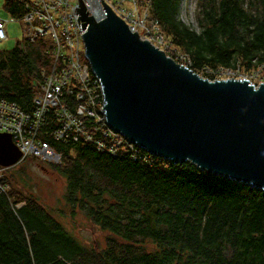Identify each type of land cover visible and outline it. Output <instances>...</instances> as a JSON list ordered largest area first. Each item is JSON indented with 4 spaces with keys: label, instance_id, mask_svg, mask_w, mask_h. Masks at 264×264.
<instances>
[{
    "label": "trees",
    "instance_id": "1",
    "mask_svg": "<svg viewBox=\"0 0 264 264\" xmlns=\"http://www.w3.org/2000/svg\"><path fill=\"white\" fill-rule=\"evenodd\" d=\"M179 2L150 0V11L188 68L264 66V0H196L197 30L177 18ZM4 8L18 16L23 4L4 0ZM47 46L46 39H23L0 51V98L33 110L51 61ZM55 127L48 114L39 136L60 155L54 167L66 180L64 198L107 233L105 245L80 243L33 193H17L16 179L3 174L9 191L0 193V264H264L261 190L190 162L150 153L134 160L127 151L54 141Z\"/></svg>",
    "mask_w": 264,
    "mask_h": 264
},
{
    "label": "water",
    "instance_id": "2",
    "mask_svg": "<svg viewBox=\"0 0 264 264\" xmlns=\"http://www.w3.org/2000/svg\"><path fill=\"white\" fill-rule=\"evenodd\" d=\"M104 17L75 9L84 57L103 94L106 124L146 152L190 162L264 194V82L210 80L131 32L101 0ZM21 153L0 133V166Z\"/></svg>",
    "mask_w": 264,
    "mask_h": 264
},
{
    "label": "built area",
    "instance_id": "3",
    "mask_svg": "<svg viewBox=\"0 0 264 264\" xmlns=\"http://www.w3.org/2000/svg\"><path fill=\"white\" fill-rule=\"evenodd\" d=\"M23 4L18 16L0 17V41L7 38L4 25L8 21L19 20L25 27L27 40L35 42L42 38L49 41L45 49L50 56L49 67L42 70L39 90L33 96V110L27 112L15 102L0 98V133L10 135L21 153V159L35 157L44 161L59 162L60 155L49 142L39 135L48 114L56 123L50 135L54 141L93 144L109 154L127 151L132 158L148 159V152H141L136 145L123 135L113 131L101 111L103 94L96 76L84 57L83 31L75 12L79 0H13ZM122 19L131 32H137L141 39L157 43L163 51L174 53V47L167 41L159 20L151 14L150 0H102ZM88 14L96 19L104 17L101 0H82ZM99 14V16H96ZM51 42V44H50ZM178 55V54H177ZM178 58L183 61L181 53ZM223 69V68H220ZM235 77L238 71L223 69ZM254 70L261 73L264 82V66ZM253 75L238 76L252 82ZM5 167L0 166V193L7 194L9 184L2 177Z\"/></svg>",
    "mask_w": 264,
    "mask_h": 264
},
{
    "label": "rangeland",
    "instance_id": "4",
    "mask_svg": "<svg viewBox=\"0 0 264 264\" xmlns=\"http://www.w3.org/2000/svg\"><path fill=\"white\" fill-rule=\"evenodd\" d=\"M125 6H129L128 1H124ZM196 0H180L177 18L186 25L197 30V22L195 19ZM12 15L4 8V0H0V17L7 19ZM7 38L0 41V51L10 50L16 42L27 40L25 35V27L19 20L8 21L4 25ZM174 53L167 52L170 55L181 53L178 50H173ZM172 56V57H173ZM177 59L182 64L181 59ZM186 65V64H183ZM187 66V65H186ZM188 67V66H187ZM242 70V69H241ZM235 73L234 78L238 76L253 75L252 82L260 83L261 73L256 75L254 70L241 71ZM210 80L231 78L227 71L223 69H210L206 71L197 70ZM264 79V78H263ZM247 80V79H246ZM257 86V85H256ZM57 162L44 161L38 158L29 157L24 162H19L16 165L8 168L4 172L5 180L9 181L15 178L17 181L15 191L18 193H33L37 201L63 225V227L80 243L88 247L103 248L105 245V236L107 235L101 228L98 227L83 211L72 208L65 200V177L60 171L54 167ZM10 179V180H9Z\"/></svg>",
    "mask_w": 264,
    "mask_h": 264
},
{
    "label": "bare ground",
    "instance_id": "5",
    "mask_svg": "<svg viewBox=\"0 0 264 264\" xmlns=\"http://www.w3.org/2000/svg\"><path fill=\"white\" fill-rule=\"evenodd\" d=\"M104 15H105V13H104ZM96 16H99V14H96ZM100 17V16H99ZM165 52V51H164Z\"/></svg>",
    "mask_w": 264,
    "mask_h": 264
}]
</instances>
